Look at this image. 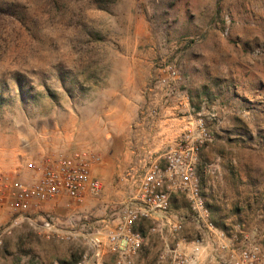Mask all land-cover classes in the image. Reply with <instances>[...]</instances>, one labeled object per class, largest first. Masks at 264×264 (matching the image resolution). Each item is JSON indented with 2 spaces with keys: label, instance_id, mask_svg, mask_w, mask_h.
<instances>
[{
  "label": "rangeland",
  "instance_id": "374dc122",
  "mask_svg": "<svg viewBox=\"0 0 264 264\" xmlns=\"http://www.w3.org/2000/svg\"><path fill=\"white\" fill-rule=\"evenodd\" d=\"M201 129L195 168L211 220L264 242V0H0V169L27 180V161L88 148L102 184L81 204L0 208V264H113L94 256L101 220L114 223L156 153ZM194 214L173 190L167 216L182 231L159 213L140 221L133 264H169L178 237L210 253Z\"/></svg>",
  "mask_w": 264,
  "mask_h": 264
},
{
  "label": "built area",
  "instance_id": "2783aa9c",
  "mask_svg": "<svg viewBox=\"0 0 264 264\" xmlns=\"http://www.w3.org/2000/svg\"><path fill=\"white\" fill-rule=\"evenodd\" d=\"M190 133L184 134L171 148L154 155L136 179L135 190L114 223L106 220L100 227L101 239H94L98 246L95 257H100L102 250L111 256L113 264H133L144 244V235L137 225L142 220L155 219L154 213L162 215L163 229L178 236L184 227L183 219L167 216L172 191L177 190L188 198L196 227L213 243L209 253L203 240L178 237L174 246L166 251L169 264H204L210 258L217 264H264V242L244 225H237L235 232L228 235L211 220L195 168L199 147L207 133L201 129L194 141L190 140ZM99 160L91 149L77 148L27 161L23 166L28 173L27 180L20 177V172L0 169V208L11 215H21L30 209H41L46 203L57 204L62 197L81 204L88 196H96L102 190L100 178L92 174V165ZM161 161L165 163L163 167ZM12 222L16 223L15 218ZM9 228L0 227V246L2 235ZM88 261L84 256L77 264Z\"/></svg>",
  "mask_w": 264,
  "mask_h": 264
},
{
  "label": "crops",
  "instance_id": "0c3cea01",
  "mask_svg": "<svg viewBox=\"0 0 264 264\" xmlns=\"http://www.w3.org/2000/svg\"><path fill=\"white\" fill-rule=\"evenodd\" d=\"M116 115H117V117H120V120H123V121H125V120L128 121L129 120L128 115L125 112H123V110H122L121 107H117L116 108ZM123 124H117L115 126L116 127L115 134L117 136H122V135H128V134H130L129 133V129H131L130 124L128 122L125 125H123ZM119 126H122V127H119ZM88 197L82 203H85L86 200L88 199ZM100 212H103V211L100 210ZM100 214H102V213H100ZM101 221L104 223L106 220L105 219H102ZM204 264H217V262L213 258H210V259L206 260L204 262Z\"/></svg>",
  "mask_w": 264,
  "mask_h": 264
}]
</instances>
